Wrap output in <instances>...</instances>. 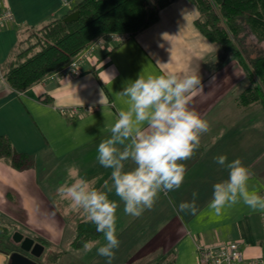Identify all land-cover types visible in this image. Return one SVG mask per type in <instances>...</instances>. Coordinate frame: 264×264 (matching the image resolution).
Masks as SVG:
<instances>
[{
  "label": "crops",
  "instance_id": "1",
  "mask_svg": "<svg viewBox=\"0 0 264 264\" xmlns=\"http://www.w3.org/2000/svg\"><path fill=\"white\" fill-rule=\"evenodd\" d=\"M74 1L67 7L61 0H5L13 18L0 26V136L26 154L29 164L18 171L0 160V225L12 227L14 221L16 227L27 226V197L20 189L22 179L27 180L17 173L29 167L48 171L55 167L70 179L69 169L75 166L93 186L105 190V181L111 184V169L98 163L97 144L111 134L119 111L127 107L117 93L140 73H196L203 90L190 94L189 106L208 120L209 129L195 155L185 162L186 175L179 188L160 193L154 206L138 217L125 213L123 202L119 203V230L133 233L122 242L117 264H198L197 246L219 241H238L245 258L260 257L264 210H252L241 201L216 215L208 202L213 183L228 175L214 160L222 153L229 160L239 157L252 172L250 190L264 195V109L257 102H240L250 82L236 63L222 64L223 51L197 30L199 13L189 0H167L147 28L86 57L78 76L43 78L22 93L8 85L3 73L24 32L64 17L81 0ZM72 109L77 113L67 112ZM131 166V161L126 162V167ZM194 190L198 212L177 214L170 200L176 204L190 200ZM109 196L119 201L114 191ZM80 216V221L88 220L81 211ZM147 232H151L148 237ZM8 260L9 253L0 250V264Z\"/></svg>",
  "mask_w": 264,
  "mask_h": 264
},
{
  "label": "clouds",
  "instance_id": "2",
  "mask_svg": "<svg viewBox=\"0 0 264 264\" xmlns=\"http://www.w3.org/2000/svg\"><path fill=\"white\" fill-rule=\"evenodd\" d=\"M201 90V78L196 73L138 74L117 93L125 98L127 107L119 111L111 134L97 144V161L111 169V184L105 181L106 189L101 190L71 166V182L66 180L57 187L61 199L82 211L96 231L103 233L106 242L96 251L107 264H112L120 245L116 228L119 203L123 202L125 213L138 217L154 206L160 193L167 194L184 181L185 162L195 155L202 134L209 129L208 120L189 106L190 94ZM214 160L228 170V175L213 183L208 207L221 215L242 201L252 210H264V195L249 188V167L239 157L229 160L226 153ZM128 161L133 166L126 167ZM113 191L119 201L110 198ZM197 199L194 190L190 200L170 203L177 214H196Z\"/></svg>",
  "mask_w": 264,
  "mask_h": 264
},
{
  "label": "trees",
  "instance_id": "3",
  "mask_svg": "<svg viewBox=\"0 0 264 264\" xmlns=\"http://www.w3.org/2000/svg\"><path fill=\"white\" fill-rule=\"evenodd\" d=\"M148 15L145 0H81L73 11L79 12L75 22L65 23L64 17L53 20L41 28L56 24L39 51L22 58L16 64H8L3 76L8 85L18 93L28 90L33 84L64 67L92 41L109 33L135 34L154 23L158 11ZM199 13L195 21L197 30L211 43L227 49L234 47V39L245 30L264 41V0H189ZM237 61L246 73L250 86L240 95V102H257L264 109V95L257 88L258 79L264 85V55L252 59L249 64L236 53ZM11 62V61H10ZM253 69L249 72L248 67ZM0 160L9 161L16 169L26 168L29 157L17 152L5 136H0ZM21 236V235H20ZM95 225L87 220L75 227L71 246L79 249L89 242L103 237ZM14 238V237H13Z\"/></svg>",
  "mask_w": 264,
  "mask_h": 264
},
{
  "label": "rangeland",
  "instance_id": "4",
  "mask_svg": "<svg viewBox=\"0 0 264 264\" xmlns=\"http://www.w3.org/2000/svg\"><path fill=\"white\" fill-rule=\"evenodd\" d=\"M77 1L80 0H75L74 2L77 3ZM164 1L145 0L148 15H153ZM71 2L72 0L70 4ZM55 26L56 24L53 23L45 28L27 29L16 51L12 55L10 64H16L22 58L32 56L40 50L43 44H48L50 39L47 37L56 28ZM222 51L223 58L227 59L226 63L222 59V64H231L234 62L240 66L237 62L239 61L236 55L237 52L249 64L252 59L257 58L259 55H264V41L258 40L254 34L245 30L237 36L236 40L234 39V47L232 49L227 48L222 49ZM248 70L249 72L253 71L250 66ZM244 74L246 76L245 72ZM246 78L248 79L247 76ZM255 83H257V88L260 87L264 95V85L258 79ZM17 170L21 171L24 168ZM30 170L36 169L29 167L23 173H17L18 176L27 180L24 182V179H22L23 183L20 185V189L26 193L27 197L25 205L26 215L24 218L27 226H23L22 224L18 225L17 227L20 229L17 232L15 230L17 228L16 222L14 221H11L12 227L4 228L0 225V250L8 252L9 255L13 252H19L34 260L36 264H107L106 258L99 255L96 251L99 244L106 242L104 237L97 241L99 243L89 242L79 249L71 246V240L75 237L76 224L81 218L80 211L72 208L67 200H62L57 192V187L66 180L71 182V178L65 177L55 167L51 171H48L49 168L46 170L44 168L42 170H36V172H31ZM29 178H32L31 182ZM61 205L63 206L61 207ZM64 205L67 207L64 208ZM20 217L18 216L17 218L20 219ZM119 217L117 216V218ZM134 224L136 225L135 222ZM116 228L120 245L115 249L112 264L120 262L122 250L124 249L121 248V244L133 233L132 230L124 234L121 233L117 222ZM16 233H20L23 238H29L33 244L40 246L43 249L41 256L34 258V256L31 257L28 253L24 252L19 243L13 238L15 237L13 235ZM148 233L151 235V232H147L146 235ZM90 245L92 247L89 250Z\"/></svg>",
  "mask_w": 264,
  "mask_h": 264
},
{
  "label": "built area",
  "instance_id": "5",
  "mask_svg": "<svg viewBox=\"0 0 264 264\" xmlns=\"http://www.w3.org/2000/svg\"><path fill=\"white\" fill-rule=\"evenodd\" d=\"M64 6L69 7L71 0H61ZM13 18L12 12L5 6V0H0V26L10 22ZM130 35L127 33H109L92 41L84 50L70 60L64 67L46 76L52 80L61 74L78 76L80 74V63L92 54L96 49L109 46L113 43H121ZM62 112H65L62 111ZM71 114L77 113L75 109L67 111ZM66 112V113H67ZM264 228V213L261 215ZM198 264H264V250L260 257L247 259L244 256L242 246L238 241L215 242L207 245L197 246Z\"/></svg>",
  "mask_w": 264,
  "mask_h": 264
},
{
  "label": "water",
  "instance_id": "6",
  "mask_svg": "<svg viewBox=\"0 0 264 264\" xmlns=\"http://www.w3.org/2000/svg\"><path fill=\"white\" fill-rule=\"evenodd\" d=\"M78 18H79V12L73 11L63 19V22L65 23L75 22L78 20ZM38 247L40 248V250L37 253H35L34 250L31 251V254L37 257H39L42 252V248L40 246ZM8 264H36V263L34 262V260L22 255L19 252H13L9 255Z\"/></svg>",
  "mask_w": 264,
  "mask_h": 264
},
{
  "label": "flooded vegetation",
  "instance_id": "7",
  "mask_svg": "<svg viewBox=\"0 0 264 264\" xmlns=\"http://www.w3.org/2000/svg\"><path fill=\"white\" fill-rule=\"evenodd\" d=\"M14 240L18 242L21 246V249H23V251L28 253L31 257L34 256L31 254L32 250H34L35 253L40 250V248L33 244L32 240H30L29 238H22L20 235H18ZM34 258H37V256H34Z\"/></svg>",
  "mask_w": 264,
  "mask_h": 264
}]
</instances>
